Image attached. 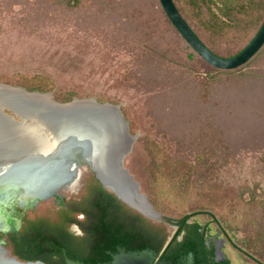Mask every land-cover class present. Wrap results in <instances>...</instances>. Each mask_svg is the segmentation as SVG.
Instances as JSON below:
<instances>
[{"label": "trees", "instance_id": "trees-1", "mask_svg": "<svg viewBox=\"0 0 264 264\" xmlns=\"http://www.w3.org/2000/svg\"><path fill=\"white\" fill-rule=\"evenodd\" d=\"M83 1L13 0L12 4L18 3V6L27 8L26 14H33L27 18L30 22L34 21V15L38 21L43 13L49 16L59 12H78ZM172 1L194 34L219 57H230L239 52L264 21V0ZM156 9L153 14L154 26H149V19L139 22L143 13L140 8L115 21L127 25H122L127 29L117 42L124 58L122 65L126 75L122 79L132 87H144L146 112L154 124L179 119L184 123L190 115L199 126L190 134L185 132V137L183 131L179 136H167L158 130V134L147 131L138 135L130 153L141 149L144 158L136 169L130 165L124 166L139 182L140 190L154 210L176 229L164 245L168 234L163 225L151 223L137 212L125 208L92 177L90 180L93 184L89 190L92 197L108 201L109 216H113L110 211L112 206L116 207V211L123 210L124 222H119L116 214L113 219L109 217L110 222L104 225L103 230L111 236L119 230L124 231L127 246L132 245L137 250L150 249L154 253L162 250L168 257L189 254L192 264H231L228 257L219 263L213 259V253L209 250L212 247L209 223L189 221L191 215L187 217L183 210L190 195L199 187L212 189L217 171L226 163L227 157H231L229 154L233 155L235 151V146L230 147L229 135L227 137L224 133L220 110L234 108L245 111L250 108L245 99L254 104L261 101L256 105L264 109V44L242 65L232 69L216 68L205 62L186 43L169 21L159 0H156ZM98 32L110 42L104 31ZM117 34L120 36L118 31ZM254 59L258 63L251 65ZM233 83L235 87H241L226 89ZM16 85L29 91L48 92L53 89L49 77L41 74L24 75ZM223 94L229 95L232 103H229L230 98L222 97ZM74 96L78 95L73 90L58 89L53 92V98L60 102L70 101ZM96 99L98 102L118 103L109 97L96 96ZM189 107L196 112L189 114ZM120 110L128 122V132L136 134L135 122L126 108L120 106ZM261 116H264V112ZM258 124L264 128V119ZM262 133L264 131H259L256 137H248L244 144H249L250 149L260 148L264 144V137L259 138ZM242 194V202L251 209L255 208V213L241 227L242 237L236 241L228 240L244 260L250 264H264V192L253 189L248 193V199H244ZM107 205L101 204L103 211ZM40 223L42 227L34 221L27 222L28 228H23V231L29 233L20 238L14 251L18 254L25 250L24 247L28 248L32 254H18L17 257L52 264L47 254L53 253L48 242L54 237L50 233L47 235L46 230H58V226L47 220ZM35 231L37 235L40 232L46 234L43 239L30 235Z\"/></svg>", "mask_w": 264, "mask_h": 264}, {"label": "rangeland", "instance_id": "rangeland-1", "mask_svg": "<svg viewBox=\"0 0 264 264\" xmlns=\"http://www.w3.org/2000/svg\"><path fill=\"white\" fill-rule=\"evenodd\" d=\"M12 2L0 0V83L25 89L16 85L19 79L24 75L41 74L52 81L53 89L42 93H49L53 100V92L58 89L75 91L78 96L73 99L112 98L118 103L104 102L126 108L135 122L136 137L147 131L156 133V130L167 136H179L183 131L185 137V132L190 134L197 129L199 125L190 115L184 123L179 119L175 123L154 124L146 112L144 87H132L122 79L126 75L122 65L124 58L117 42L127 29L122 25H127L115 21L140 8L143 13L139 22L149 19V26H154L156 0H84L78 12H59L49 16L43 13L38 21L34 15V21L30 22L27 18L33 14H26L27 8ZM98 30L104 31L110 42ZM257 59L251 65H256ZM240 87H235L233 83L226 89ZM222 97L230 98L227 94ZM245 100L250 106L245 111L234 108L220 110L224 133L229 135L230 147L235 146V151L233 155L229 154L231 157H227L226 163L217 171L212 189L199 187L190 195L183 210V213L191 214L189 221L208 222L213 231H221L226 239L224 253L231 264H250L232 248L228 240L240 239L241 227L255 213V208H249L240 196L245 192L242 195L248 199V193L253 189L264 192V144L258 149H250L249 144H244L248 137H256L259 131H264L258 124L264 119L261 116L264 109L256 105L261 101L254 104ZM232 101L230 98L229 103ZM4 111L12 115L11 111ZM194 112V108L189 107L188 113ZM13 118L20 120L17 116ZM44 133L48 137L46 130ZM260 137H264V133L259 134ZM143 158L142 150L137 149L125 156L124 164L136 169ZM160 215L163 223L156 221L154 224L163 225L171 237L176 227Z\"/></svg>", "mask_w": 264, "mask_h": 264}, {"label": "water", "instance_id": "water-1", "mask_svg": "<svg viewBox=\"0 0 264 264\" xmlns=\"http://www.w3.org/2000/svg\"><path fill=\"white\" fill-rule=\"evenodd\" d=\"M159 2L181 37L213 67L232 69L242 65L264 44L262 21L254 36L239 52L230 57H219L194 34L172 0ZM104 105L114 108V111L104 109ZM4 110L11 111L12 115ZM135 138L128 132V122L117 104L101 103L94 98L57 102L49 93L0 83V231H8L12 223L4 211L9 203L33 208L41 201L61 198L64 192L69 191L66 188L68 183L77 180L80 186L81 179L86 175H91L102 189L112 193L143 218L163 223L160 213L152 210L155 215H151L138 207L112 179L120 176L125 184H130L147 198L145 193L139 192V182L124 166V158ZM149 206L152 207L151 204ZM169 239L170 236L164 245ZM219 248L218 244V256ZM152 256L150 249L127 252L120 249L108 264H149ZM64 260L66 264H83L66 256ZM0 264L45 263L21 260L0 242ZM155 264L167 263L161 259Z\"/></svg>", "mask_w": 264, "mask_h": 264}, {"label": "flooded vegetation", "instance_id": "flooded-vegetation-1", "mask_svg": "<svg viewBox=\"0 0 264 264\" xmlns=\"http://www.w3.org/2000/svg\"><path fill=\"white\" fill-rule=\"evenodd\" d=\"M91 177V175L84 176L81 179L82 184L74 191L64 192L63 197L41 201L33 208L19 207L16 202L9 203L4 211L12 223L8 231H0V242L15 256L32 254V250L25 247V250L16 254L15 244H18L20 238L29 233L27 230L23 231V228H28L27 222L34 221L42 227L40 222L47 220L58 226V230H46L47 235L50 233L54 237V240L48 242L53 248V253L47 254V258L52 264H66L65 256L83 264H108L112 256L120 252V249L125 252L142 250H137L131 247L132 245L127 246L125 233L122 230L116 234L113 233L112 236L109 232H104L103 227L105 224H109L110 218L113 219L117 214L119 222H124L125 216L123 210L116 211L115 206L110 209L113 216H109L108 201L92 197V192L89 190L93 184L90 180ZM101 204L107 205L104 211V206L101 207ZM124 207L126 208L125 205ZM124 207L123 209H125ZM46 232H40L37 235L34 234L37 233L35 231L30 235H37L43 239ZM209 235L212 243L209 250L213 253L215 262L219 263L228 257L224 253L225 237L219 229L213 231L210 228ZM60 243L63 245L57 246ZM218 244L220 246L219 256L216 250ZM161 259L167 264H192L189 254L168 257L162 250L157 253L153 252L149 264H155Z\"/></svg>", "mask_w": 264, "mask_h": 264}, {"label": "bare ground", "instance_id": "bare-ground-1", "mask_svg": "<svg viewBox=\"0 0 264 264\" xmlns=\"http://www.w3.org/2000/svg\"><path fill=\"white\" fill-rule=\"evenodd\" d=\"M76 102V100L74 101ZM104 109L106 110H112L114 111V108L108 107L107 105L103 106ZM23 131V130H22ZM114 182L119 186V188L127 195L131 200L137 204L138 207L143 208L146 210L148 213L151 215H155L152 210H154L152 207H150L149 202L147 201V198H145L143 195H140L137 191H135L136 188L131 186L130 184H125V181H122L120 176L116 175L115 177L112 178ZM133 179L136 180L133 176ZM79 187V181L73 180L71 183H68L66 185V188L69 191H74ZM139 192H142L139 190ZM143 193V192H142ZM159 219V218H158Z\"/></svg>", "mask_w": 264, "mask_h": 264}]
</instances>
